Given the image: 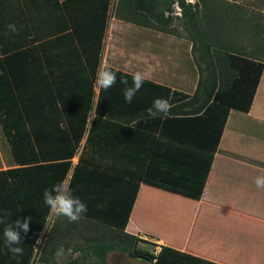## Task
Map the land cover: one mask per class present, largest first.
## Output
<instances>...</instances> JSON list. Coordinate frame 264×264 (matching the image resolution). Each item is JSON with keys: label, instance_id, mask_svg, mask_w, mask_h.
<instances>
[{"label": "trees", "instance_id": "obj_1", "mask_svg": "<svg viewBox=\"0 0 264 264\" xmlns=\"http://www.w3.org/2000/svg\"><path fill=\"white\" fill-rule=\"evenodd\" d=\"M111 1L0 0V126L17 165L0 170V215L11 212L13 223L31 219L24 254L16 258L4 246L1 224L0 264H55L78 221L61 216L43 234L50 213L42 194L71 169L68 183L88 208L79 221L89 236L78 230L96 258L87 264H107L115 250L153 264H218L167 245L143 250L140 238L124 229L141 183L200 199L229 110L251 106L264 69V40L255 34L248 54L236 51L219 37L224 21L236 23L238 15L223 13L220 0L217 8L214 0H196L201 9H183V15L205 76L193 92L146 79L127 103L120 78L131 85L132 73L106 64L116 84L108 90L95 84ZM155 6V0H118L115 14L154 27L166 21ZM13 23L16 34L6 28ZM156 98L174 106L152 118L147 109Z\"/></svg>", "mask_w": 264, "mask_h": 264}, {"label": "crops", "instance_id": "obj_2", "mask_svg": "<svg viewBox=\"0 0 264 264\" xmlns=\"http://www.w3.org/2000/svg\"><path fill=\"white\" fill-rule=\"evenodd\" d=\"M113 26L112 22L108 30L107 21L103 66L109 64L135 73L110 61L109 39L115 35ZM148 45V57H143L140 49L134 54L137 59L148 61L145 65L153 69L151 61L157 62V51L153 50L151 41ZM188 72L186 64L181 70V88L168 86L189 92L184 90ZM92 118L88 117L87 127ZM81 148L72 158V167ZM16 166L0 126V170ZM71 172L72 169L65 181L68 182ZM257 177H264V69L249 110H229L200 199L141 183L124 231L218 264H264V188H257ZM211 214H217L220 225L217 229L200 223L214 216ZM56 219L60 217L49 214L43 234ZM0 228L3 229L1 224Z\"/></svg>", "mask_w": 264, "mask_h": 264}, {"label": "rangeland", "instance_id": "obj_3", "mask_svg": "<svg viewBox=\"0 0 264 264\" xmlns=\"http://www.w3.org/2000/svg\"><path fill=\"white\" fill-rule=\"evenodd\" d=\"M117 1H111L108 18V30L112 22L115 25L113 26L115 35L109 39V47L112 46L111 63L131 71H140L148 79L180 88L182 87L180 85L181 70L188 64L189 72L184 90L193 92L198 79L205 76V71L203 69L204 63L197 58L198 42L193 40L192 33L183 15V9L186 12H195L201 9V4L196 7L194 6L195 3H190L189 0H183V3L181 0H155V12H163L166 21L163 23L157 22L154 27H145L119 18V15L115 14ZM214 1L217 8V0ZM219 6L223 13L230 15L234 11L240 18L236 23L235 21H224L226 26L222 29L220 40L232 43L236 51L244 54L249 53L255 34V40H264V0H220ZM148 41L154 44L152 48L157 51V62L151 61L153 69L145 65L148 61L139 60L136 57L139 49L142 51L143 57H145L144 55L148 57ZM140 42L143 43L142 46ZM122 49L124 50L121 52ZM104 58L103 53L100 68L103 66ZM96 89H98L97 86ZM211 215L214 216L204 218L200 223L215 227L214 229L219 228L217 214ZM75 224L78 227L74 235L64 239L62 242L64 255L60 257H57L56 253L54 255L55 264H67L73 260H76L78 264H87L96 259L92 253L87 252L85 249L86 241L84 236H89V234L84 225H82L84 223L81 224V221H78ZM81 228L84 229L82 231L84 236L78 231ZM138 238H140L137 241L139 248L148 251H157L159 249L157 243L149 237ZM126 254L116 250L110 251L107 255V264H118L119 259Z\"/></svg>", "mask_w": 264, "mask_h": 264}, {"label": "clouds", "instance_id": "obj_4", "mask_svg": "<svg viewBox=\"0 0 264 264\" xmlns=\"http://www.w3.org/2000/svg\"><path fill=\"white\" fill-rule=\"evenodd\" d=\"M62 2V0H61ZM190 3H195V0H189ZM8 33H18V27L13 24L6 26ZM132 83L129 85V81L125 77L120 78V83L125 86L123 95L127 103H131L135 95L143 87V84L147 77L144 73L137 71L131 74ZM117 82V74L106 65L101 66L96 75L95 84L98 88L108 90L113 87ZM172 105L169 99L156 98L153 101V106L147 109V114L155 118L158 114L163 113L167 115ZM257 188H264V177H257L255 180ZM44 204L49 208L50 216L66 217L69 222L79 221L88 211L87 204L83 202L78 196L73 194V190L70 184L61 180L50 187H46L43 191ZM11 212L5 213L3 217H0V224H4L3 238L4 246L13 258L22 256L24 254L23 244L24 235L29 231V217L21 220L17 219L14 223L8 221V217L12 216ZM23 234V235H22ZM64 255V248L61 246L56 256L60 257Z\"/></svg>", "mask_w": 264, "mask_h": 264}, {"label": "water", "instance_id": "obj_5", "mask_svg": "<svg viewBox=\"0 0 264 264\" xmlns=\"http://www.w3.org/2000/svg\"><path fill=\"white\" fill-rule=\"evenodd\" d=\"M118 264H153V261H150L149 259L140 254H126L119 259Z\"/></svg>", "mask_w": 264, "mask_h": 264}]
</instances>
